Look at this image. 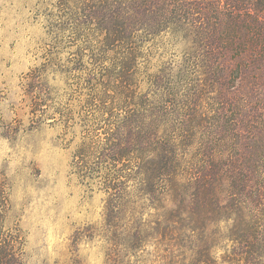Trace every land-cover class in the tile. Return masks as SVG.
Returning <instances> with one entry per match:
<instances>
[{
    "label": "rangeland",
    "instance_id": "1",
    "mask_svg": "<svg viewBox=\"0 0 264 264\" xmlns=\"http://www.w3.org/2000/svg\"><path fill=\"white\" fill-rule=\"evenodd\" d=\"M90 7L0 0V264H199L206 244L211 264H248L251 221L264 244V0H190L193 26L138 42L136 90L184 139L155 194L104 155L124 51L101 45Z\"/></svg>",
    "mask_w": 264,
    "mask_h": 264
},
{
    "label": "trees",
    "instance_id": "2",
    "mask_svg": "<svg viewBox=\"0 0 264 264\" xmlns=\"http://www.w3.org/2000/svg\"><path fill=\"white\" fill-rule=\"evenodd\" d=\"M160 2L161 0H90L92 7L87 14L96 32L103 36L101 45L121 48L124 51L120 58L121 76L115 94L125 115L113 126L104 155L122 163L135 162L133 175L141 181V189L147 194H155L160 183L167 180L171 182L176 178L184 139H178L176 131L169 130L170 126L161 128L162 120H167L170 115L169 108L164 107L163 112H160L159 106L151 104L153 99L150 95L156 92L150 95L139 94L129 70L139 55L137 45L144 36L145 38L155 36L166 30V27L179 31L182 27L179 23L185 21L186 27L193 26L192 23L189 24L190 0H168V9L165 10L159 8ZM162 80L155 76L152 84L154 87H161L164 84L168 87V81ZM167 89L169 90L166 100L163 101L165 103H168L171 97H175L174 91ZM181 127L179 131L186 133L187 127L184 122L181 123ZM114 191L119 194L120 189L115 188ZM207 203L213 206L216 204L213 200H207ZM218 212V210L198 212L193 213L191 217L198 225L211 215L218 216ZM254 224L255 221H251L245 229L246 235L250 237L246 238L247 249L243 251L245 253L243 262L248 264H260L264 258V244L260 237L257 238L258 234L254 233ZM233 237L235 238L232 239H236L237 235ZM203 248L199 264H211L212 249L207 244Z\"/></svg>",
    "mask_w": 264,
    "mask_h": 264
}]
</instances>
